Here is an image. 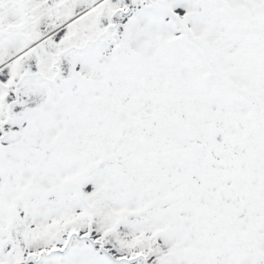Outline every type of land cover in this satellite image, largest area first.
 I'll use <instances>...</instances> for the list:
<instances>
[{"label":"snow or ice","instance_id":"obj_1","mask_svg":"<svg viewBox=\"0 0 264 264\" xmlns=\"http://www.w3.org/2000/svg\"><path fill=\"white\" fill-rule=\"evenodd\" d=\"M0 264H264V0H0Z\"/></svg>","mask_w":264,"mask_h":264}]
</instances>
